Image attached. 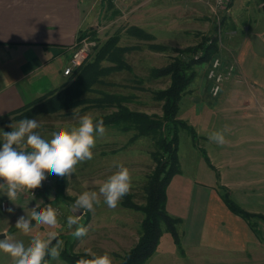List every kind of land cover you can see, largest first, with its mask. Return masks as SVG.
<instances>
[{"label": "rangeland", "instance_id": "obj_1", "mask_svg": "<svg viewBox=\"0 0 264 264\" xmlns=\"http://www.w3.org/2000/svg\"><path fill=\"white\" fill-rule=\"evenodd\" d=\"M83 3H86L90 14L92 13L91 18L101 14L100 18L93 21L97 28L96 35L93 37L88 32L86 35L96 41V46L86 61H93L97 48L116 38L117 47L126 50L123 60L132 69H116V64L105 57L100 61V69L103 70L100 75L102 83L94 86L93 92L84 94L83 100L101 98L104 94L126 97L128 100L123 104L129 109L161 116L162 103L154 100L153 92L166 89L170 79L152 77L153 69L168 66L176 57L188 60L190 55L184 51L198 47L203 40L212 36L221 47L216 58L221 60L224 67L233 65L236 68L233 76L225 79L223 90L225 83L234 79L240 81L236 74V61L238 52L246 44V38L251 39L256 50L264 54V0H230L225 9L217 8L205 0H131L123 4H117L113 0H83ZM135 28L140 29L147 37L143 39L133 35L132 30ZM153 46L159 47L158 50L153 49ZM214 60L195 67L196 76L180 103L179 119L186 121L198 134L194 139L188 130H180L179 172L172 177L167 191L168 213L182 220L177 226L181 248H178L163 225L157 251L145 264H264V220L254 219V232L246 221L232 214L221 200V195L227 189L242 208L264 217V145L261 150L258 147L262 146L260 143H242L239 134L235 136V129L240 130L237 125L244 121L245 113L249 111L240 107L236 117L223 116L219 119L215 116L209 118L207 113L198 114L190 107L193 100V103L203 107L216 102L220 97L212 96L213 83L207 77ZM66 85L55 93L62 91ZM255 103L256 101L253 104ZM34 105L36 104L26 108ZM26 108L0 120V144L3 142V131H11V124L26 117L36 119L40 124L36 131L43 138L50 139L53 131L77 126L80 118L86 114L96 121L117 111L116 108L99 109L90 103L69 108L60 107L58 111H55L56 107H48L47 111L35 110L29 115L24 113ZM250 119H254L259 128L246 126L243 129H248L247 134L253 137H257V133L262 137L264 111L261 115L252 113ZM218 121L228 123L226 128L234 130L223 145L209 140V135L214 132ZM122 127L105 125L104 135L96 138L93 159L79 163L75 172L65 177L66 185H61L58 179L46 175L41 187L18 193L14 201L0 191V229L5 226L13 227L18 231L17 234H12L13 241H22L25 245L31 240L29 238L36 235L46 238L48 232L58 233L61 262L49 257L48 264H68L62 259L63 253L86 255L88 249L98 255L108 253L113 264H122L126 254L139 242L144 219V213L125 206L124 199L127 198L130 204L144 206L145 186L158 167L152 156L156 151L153 140L149 137L132 140L134 132H124ZM218 129L219 127L216 131ZM234 144L240 146L244 156L248 153L255 156L253 151L261 152L263 166L258 168V164H255L242 175L222 176L218 164L229 160L220 157L233 151ZM203 151L210 161L206 159ZM245 161L250 163L251 160L249 158V161ZM117 164H123L130 170L132 184L126 194L129 198L124 196L115 209L109 208L101 197L100 203L94 205L92 211H74L73 205L78 196L84 191L98 192L100 185L117 170ZM213 189L220 197L225 211L232 218L243 221L254 233L252 243L249 239L245 250L235 251L226 245L227 242L229 244L227 235L212 236L205 243L200 241L199 237L203 226H206L213 202ZM214 199L217 196L214 195ZM4 202L8 211L1 209ZM36 203L40 204L41 209L48 205L56 209L58 223L55 227H49L33 220L31 231L25 234L15 227L16 221L21 216L30 219L31 209ZM75 215L80 216L79 223L69 228L68 217ZM213 216H216L215 213ZM78 227H84L87 230L86 235L76 237L74 232ZM222 227L226 229L229 226L226 223Z\"/></svg>", "mask_w": 264, "mask_h": 264}, {"label": "crops", "instance_id": "obj_2", "mask_svg": "<svg viewBox=\"0 0 264 264\" xmlns=\"http://www.w3.org/2000/svg\"><path fill=\"white\" fill-rule=\"evenodd\" d=\"M91 14L83 0H0V120L45 99L67 84L69 77L64 75V71L80 35L89 29L97 30L93 21L101 14H96L95 18H91ZM236 65L240 81L234 79L225 83L216 102L200 107L193 100L190 107L198 114L207 113L209 118L215 116L219 119L236 117L239 108L244 107L249 113H245L244 121L237 125L240 130L235 129V136L239 134L242 143H260L262 146L258 147L262 150L264 135L260 137L257 133V137H253L247 134L248 129L243 128H259L250 118L252 113L261 115L264 111V54L256 50L251 39L246 38V44L237 54ZM227 125L218 121L214 126V131L219 127L218 130L224 133L225 141L234 131L226 128ZM228 153L220 159L229 161L218 164L222 176L242 175L255 164L258 168L263 166L261 152L253 151L255 156L246 154L250 163L245 161L249 158L237 144ZM211 191L214 193H211L213 202L200 241L205 243L212 236L227 235L229 244L227 242L226 245L235 251L245 250L249 239L252 243L254 233L243 221L232 218L225 211L216 190ZM3 204L6 205L2 203L1 209ZM226 223L229 227L225 229L222 225ZM17 232L13 227L5 226L0 229V236L4 234L13 240L12 234ZM0 264H13V260L0 252Z\"/></svg>", "mask_w": 264, "mask_h": 264}, {"label": "trees", "instance_id": "obj_3", "mask_svg": "<svg viewBox=\"0 0 264 264\" xmlns=\"http://www.w3.org/2000/svg\"><path fill=\"white\" fill-rule=\"evenodd\" d=\"M87 32L94 37L97 30L89 29L82 33L79 39L85 37ZM132 33L143 39L147 37L144 32L137 28L133 29ZM116 41L118 39L113 38L100 45V48H97L98 51L94 60L90 59V61H86L81 67L76 69L73 75L69 77L68 84L62 91L52 93L44 101L26 108L24 113L29 115L35 110L36 112L47 111L48 107L49 109L56 107L55 109L57 110L55 111H58L60 107L69 108L83 103H90L99 109L116 108L117 111L113 115L104 116L98 120H103L104 126L113 124L122 127L123 125L122 130L124 132H134L132 140H137L141 137H149L153 140L156 151L152 156L158 163V167L145 186L146 204L144 206L133 205L127 201V198L124 199L125 206L142 211L144 219L139 242L126 254L122 264H145L157 251L163 233V225L173 237L178 248H181L177 226L182 223V220L168 213L167 191L172 177L179 172L180 130H188L194 139L198 137V134L186 121L179 119L180 103L186 89L196 76L195 67L211 60L219 59L216 56L219 55L221 47L218 40L213 39L211 36L203 40L198 47L184 51V53L190 55L188 60L176 57L168 66L152 70V77H168L170 79V84L166 89L153 92L154 100L162 103V115L158 116L129 109L124 105L128 100L126 97L120 98L115 95L104 94L101 98L82 99L84 94L93 92L94 86L102 83L100 75L103 70L100 69V61L105 57L116 64V69L132 70L123 60V54L126 50L118 48ZM152 48L158 50L159 47L153 46ZM202 153L209 160L206 152L203 151ZM46 175L56 180L58 179L61 185H66L67 183L65 181L66 176ZM125 196L128 197L127 195ZM221 198L231 213L246 221L253 231L256 232L254 219L261 218L264 220V217L250 213L242 208L231 197L227 189L221 195ZM81 258L89 257L86 255H74L69 252L62 254V259L68 264H76V261ZM48 259L49 257H46L47 261Z\"/></svg>", "mask_w": 264, "mask_h": 264}, {"label": "clouds", "instance_id": "obj_4", "mask_svg": "<svg viewBox=\"0 0 264 264\" xmlns=\"http://www.w3.org/2000/svg\"><path fill=\"white\" fill-rule=\"evenodd\" d=\"M9 127L12 130L3 131V142L0 144V191L11 201L17 198L18 193L41 187L47 178L46 174L58 177L72 175L79 163L93 159L96 138L103 136L106 131L103 120L94 122L93 117L87 114L80 118L77 126L53 131L50 139L43 138L36 131L40 127L36 119L26 117ZM209 140L223 145L224 133L214 131L209 135ZM116 168L100 185L98 192L84 191L78 196L73 205L74 211H92L94 205L100 203L101 197L109 208L115 209L118 206L131 189L132 177L130 170L123 164H117ZM57 217L56 209L50 205L41 209L40 204L36 203L31 209V218L19 217L15 227L27 234L31 231V221L55 227ZM79 220V215L69 216L68 227L72 228ZM86 231L84 227H78L74 235L82 237ZM57 236L56 232H48L46 238L36 235L27 245L5 236L0 239V252L9 255L13 264H48L46 257L54 261L60 259L61 242ZM54 240L55 245L52 243ZM86 256L91 258L78 259L76 264H113L108 253L98 255L88 249Z\"/></svg>", "mask_w": 264, "mask_h": 264}, {"label": "built area", "instance_id": "obj_5", "mask_svg": "<svg viewBox=\"0 0 264 264\" xmlns=\"http://www.w3.org/2000/svg\"><path fill=\"white\" fill-rule=\"evenodd\" d=\"M117 4L127 3L131 0H113ZM209 3H212L215 7L220 9L227 8L230 0H205ZM96 46V41L90 37L85 36L78 42L75 50L73 51L72 57L70 59L69 65L64 71V75L70 77L73 75L74 71L81 67L88 57L90 56L91 51ZM225 69V70H223ZM236 68L233 65L224 67L220 59H215L212 64L207 77L212 81L211 94L213 97H218L222 91V85L225 82V79H229L233 76ZM3 211L7 210L5 204L2 206Z\"/></svg>", "mask_w": 264, "mask_h": 264}, {"label": "water", "instance_id": "obj_6", "mask_svg": "<svg viewBox=\"0 0 264 264\" xmlns=\"http://www.w3.org/2000/svg\"><path fill=\"white\" fill-rule=\"evenodd\" d=\"M263 9H264V7H263ZM4 237H5V235L3 234V235L0 236V239H1V238H4ZM57 240H58V239H57ZM55 242H56V240H54L52 243L55 244Z\"/></svg>", "mask_w": 264, "mask_h": 264}]
</instances>
